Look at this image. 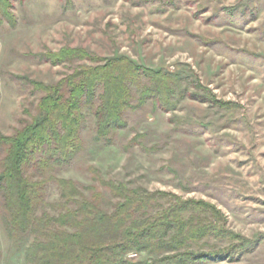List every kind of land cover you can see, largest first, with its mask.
<instances>
[{
    "label": "rangeland",
    "instance_id": "374dc122",
    "mask_svg": "<svg viewBox=\"0 0 264 264\" xmlns=\"http://www.w3.org/2000/svg\"><path fill=\"white\" fill-rule=\"evenodd\" d=\"M9 3L14 22L0 27V133L11 135L36 113L39 95L19 78L55 84L91 65H54L51 54L78 49L178 74L190 94H211L212 103L186 98L165 111L150 101L127 112L128 127L111 146L95 141L90 116L86 151L58 176L89 195L87 188L97 185L95 168L104 180L204 202L221 212L220 226L234 237L204 239L195 250L236 246L237 252L197 264H264V0ZM58 195L50 186L49 201ZM112 201L106 193V210ZM31 241L12 242L0 214V264H24ZM166 256L130 252L125 260L154 264Z\"/></svg>",
    "mask_w": 264,
    "mask_h": 264
},
{
    "label": "trees",
    "instance_id": "16d2710c",
    "mask_svg": "<svg viewBox=\"0 0 264 264\" xmlns=\"http://www.w3.org/2000/svg\"><path fill=\"white\" fill-rule=\"evenodd\" d=\"M5 22L13 23L14 15L9 0H0V27ZM47 59L54 65H91H79L55 84L19 78L39 95L36 113L11 135L0 133V214L12 242L32 239L24 264H131L125 260L130 252L168 255L154 264H197L236 253V246L214 254L202 246L195 250L204 239L234 237L220 226L221 212L204 202L104 180L95 168L97 185L87 188L89 195L58 176L86 151L88 117L95 121V141L111 146L128 127V111L150 101L172 111L177 101L212 103L213 96L200 90L190 94L182 76L148 70L124 57L101 60L68 49ZM50 186L59 192L52 202ZM106 193L113 200L110 210Z\"/></svg>",
    "mask_w": 264,
    "mask_h": 264
}]
</instances>
